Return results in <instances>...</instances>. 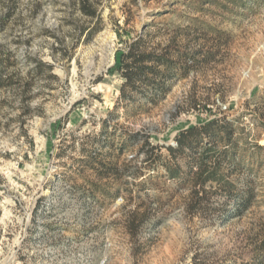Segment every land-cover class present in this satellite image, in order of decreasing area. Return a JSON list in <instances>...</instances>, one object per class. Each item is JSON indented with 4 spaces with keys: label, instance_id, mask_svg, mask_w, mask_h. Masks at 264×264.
Instances as JSON below:
<instances>
[{
    "label": "rangeland",
    "instance_id": "obj_1",
    "mask_svg": "<svg viewBox=\"0 0 264 264\" xmlns=\"http://www.w3.org/2000/svg\"><path fill=\"white\" fill-rule=\"evenodd\" d=\"M67 2L0 0V264H264V0H104L89 40ZM139 38L202 53L154 102L119 101V57ZM216 119L235 120L231 179L254 188L241 214L222 216L214 187L193 209L188 186L142 163L144 137L164 159ZM129 134L143 139L121 153Z\"/></svg>",
    "mask_w": 264,
    "mask_h": 264
},
{
    "label": "trees",
    "instance_id": "obj_2",
    "mask_svg": "<svg viewBox=\"0 0 264 264\" xmlns=\"http://www.w3.org/2000/svg\"><path fill=\"white\" fill-rule=\"evenodd\" d=\"M103 1L68 0L65 4L64 23L77 30L79 37L85 36L89 40L101 29L98 11ZM80 20L83 22L79 26ZM159 50L157 52L155 49H149L147 42L139 38L129 44L126 52L120 54L117 70L124 83L120 89L119 101L130 102L129 93L148 90V101L154 102L158 95H164L171 88L169 80L176 75L185 76L197 64V56L202 53L201 50H188L175 44H169ZM182 59H187L186 64L180 63ZM2 63L8 64V61H0V64ZM37 67L43 66L39 63ZM46 67L51 69V66ZM4 82L7 81L3 80L0 73V86ZM236 128L235 120L226 119H216L201 126L190 127L177 135L175 147L166 148L169 155L164 159L159 154L160 147L151 146L148 138L144 137L140 149L145 156L142 163L154 172L158 165L162 166L167 179L178 186H188L191 190L193 209L202 208L207 204L206 189L214 187L216 193L224 196L218 207L222 216L241 214L251 206L255 192L251 181L247 182L245 189L238 190L235 181L231 179V168L234 171V168L240 165L236 159L239 146V139H235ZM139 136L127 135L126 143L120 145L119 151L123 153L127 144L133 146L138 138L143 139ZM252 148L260 153L264 151V144L255 143ZM102 166L107 175L120 177L124 173L115 165ZM136 222L137 217H132V230L136 228ZM256 251L257 254L264 255V241Z\"/></svg>",
    "mask_w": 264,
    "mask_h": 264
}]
</instances>
